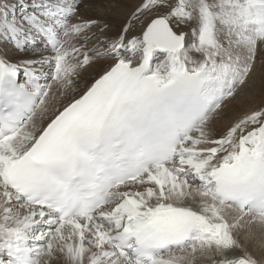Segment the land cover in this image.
Returning a JSON list of instances; mask_svg holds the SVG:
<instances>
[{
    "label": "snow or ice",
    "instance_id": "snow-or-ice-1",
    "mask_svg": "<svg viewBox=\"0 0 264 264\" xmlns=\"http://www.w3.org/2000/svg\"><path fill=\"white\" fill-rule=\"evenodd\" d=\"M84 6L0 0V264H264V0Z\"/></svg>",
    "mask_w": 264,
    "mask_h": 264
},
{
    "label": "bare ground",
    "instance_id": "bare-ground-1",
    "mask_svg": "<svg viewBox=\"0 0 264 264\" xmlns=\"http://www.w3.org/2000/svg\"><path fill=\"white\" fill-rule=\"evenodd\" d=\"M107 1L108 0H105V2H107ZM13 2H15V0H13ZM108 2H109L108 6H115V7L118 6V4L120 3V1H117V0H115L114 2H113V0H109ZM121 3H125V1L122 0ZM129 5H132V3ZM86 6H87V3H85V6L81 8L82 13H85V15L86 14L87 15L93 14V16H94V13H95L97 18H101L103 20L111 22V24L113 23V24L122 25L124 23V20L117 21V20L113 19L111 16V13L107 14L103 10L92 9V7L90 9V7H86ZM90 6H92V5H90ZM85 8H87V11H85ZM100 27H102V26H100ZM114 30L118 31L116 29H114ZM93 32H98V30H94ZM112 32L115 33L114 31H112ZM106 33H108V32L106 31ZM91 43H96V41L91 42ZM45 54H47V53H45ZM107 67H108V62L106 60H98L95 63H93L90 67H88L85 71H83V73L81 74V77H80V81H79L78 92H82L83 90H85L86 87L89 86L95 78H98L99 74H101ZM254 80L255 79H253V82L251 83V87H252L251 92H249L248 89H245V95L238 97L236 101H232L229 104L228 108L225 110V114L218 121V124H220V125L227 124V123L231 122V120L234 119L243 110H245L249 107L258 106L260 103L264 102V84L261 83V81H254ZM246 96H251L253 102L249 103L246 99ZM70 98H71L70 96H66L64 98L63 102L66 103Z\"/></svg>",
    "mask_w": 264,
    "mask_h": 264
},
{
    "label": "rangeland",
    "instance_id": "rangeland-1",
    "mask_svg": "<svg viewBox=\"0 0 264 264\" xmlns=\"http://www.w3.org/2000/svg\"><path fill=\"white\" fill-rule=\"evenodd\" d=\"M109 1V0H108ZM105 2V0H85V3H87V6L86 7H92V9H100V10H103L105 11L107 14L108 13H111V16L113 19L117 20V21H122L124 20V23L122 25H118V24H111V22H108L106 20H103L101 18H97L96 14L94 13V16L93 14L91 15H85V13H82L83 16L85 18H94L95 19H99L101 21L100 25L96 26V27H93L90 31L93 32L94 30H99L100 26H103V24H107L108 25V28L106 29V31L108 33L105 32V34L107 35H112V36H115L116 34L119 33V30H121L120 28H122L126 22V20L128 19V16L129 14L131 13V11L133 10V8L135 7V5L137 3H139V0H124L125 3H121L122 0H117V1H120V3L118 4V6H108V3L109 2ZM115 0H113L114 2ZM89 3V4H88ZM132 5H129L131 4ZM92 5V6H90ZM95 7V8H94ZM85 11H87V8H85ZM82 12V11H81ZM105 13V14H106ZM118 25V26H117ZM99 27V28H98ZM109 29V30H108ZM111 29V30H110ZM114 29L118 30V31H115ZM111 31V32H110ZM112 31H114L115 33H113ZM112 33V34H111ZM95 40H93L92 42H94ZM104 67V66H103ZM102 67V68H103ZM255 79L254 81H261V83L264 84V75L261 74V71L259 69V67L257 68V71L254 75V78ZM252 88V87H251Z\"/></svg>",
    "mask_w": 264,
    "mask_h": 264
}]
</instances>
